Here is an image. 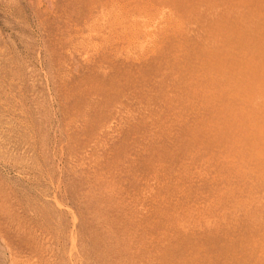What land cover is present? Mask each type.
I'll use <instances>...</instances> for the list:
<instances>
[{"label": "rangeland", "instance_id": "rangeland-1", "mask_svg": "<svg viewBox=\"0 0 264 264\" xmlns=\"http://www.w3.org/2000/svg\"><path fill=\"white\" fill-rule=\"evenodd\" d=\"M0 264H264V0H0Z\"/></svg>", "mask_w": 264, "mask_h": 264}]
</instances>
